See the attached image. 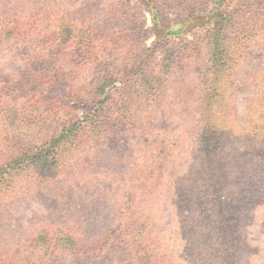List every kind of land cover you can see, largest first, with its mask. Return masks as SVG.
<instances>
[{"label": "rangeland", "instance_id": "1", "mask_svg": "<svg viewBox=\"0 0 264 264\" xmlns=\"http://www.w3.org/2000/svg\"><path fill=\"white\" fill-rule=\"evenodd\" d=\"M0 264H264V0H0Z\"/></svg>", "mask_w": 264, "mask_h": 264}]
</instances>
